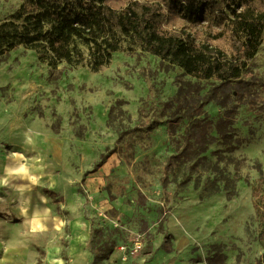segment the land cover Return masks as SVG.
I'll list each match as a JSON object with an SVG mask.
<instances>
[{"label": "rangeland", "instance_id": "1", "mask_svg": "<svg viewBox=\"0 0 264 264\" xmlns=\"http://www.w3.org/2000/svg\"><path fill=\"white\" fill-rule=\"evenodd\" d=\"M233 83L219 103L218 82L150 54L91 72L18 47L0 57V147L43 153L53 210L91 222L90 264H264V37Z\"/></svg>", "mask_w": 264, "mask_h": 264}, {"label": "trees", "instance_id": "2", "mask_svg": "<svg viewBox=\"0 0 264 264\" xmlns=\"http://www.w3.org/2000/svg\"><path fill=\"white\" fill-rule=\"evenodd\" d=\"M263 37L264 0H22L0 21V57L23 47L49 66L98 72L115 53H146L218 82L209 101L222 103Z\"/></svg>", "mask_w": 264, "mask_h": 264}, {"label": "crops", "instance_id": "3", "mask_svg": "<svg viewBox=\"0 0 264 264\" xmlns=\"http://www.w3.org/2000/svg\"><path fill=\"white\" fill-rule=\"evenodd\" d=\"M45 168L43 153L0 147V264L91 263V222L67 202L53 210L44 189L58 178Z\"/></svg>", "mask_w": 264, "mask_h": 264}, {"label": "built area", "instance_id": "4", "mask_svg": "<svg viewBox=\"0 0 264 264\" xmlns=\"http://www.w3.org/2000/svg\"><path fill=\"white\" fill-rule=\"evenodd\" d=\"M126 248L127 247H125L124 245H121V247H119V250H121L122 251V254H123V256H122V260H126L127 258V256H132L135 252H137V250L135 249V248H133L132 249V247H131V251L130 252H128L127 250H126ZM137 248H139V247H137Z\"/></svg>", "mask_w": 264, "mask_h": 264}, {"label": "bare ground", "instance_id": "5", "mask_svg": "<svg viewBox=\"0 0 264 264\" xmlns=\"http://www.w3.org/2000/svg\"><path fill=\"white\" fill-rule=\"evenodd\" d=\"M54 153H58V152L54 150L53 154H54ZM18 157H20V156H18Z\"/></svg>", "mask_w": 264, "mask_h": 264}]
</instances>
